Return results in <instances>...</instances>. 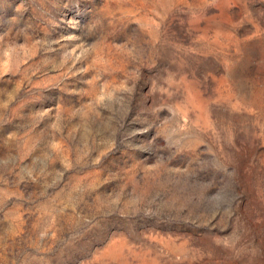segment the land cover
<instances>
[{
  "label": "rangeland",
  "instance_id": "rangeland-1",
  "mask_svg": "<svg viewBox=\"0 0 264 264\" xmlns=\"http://www.w3.org/2000/svg\"><path fill=\"white\" fill-rule=\"evenodd\" d=\"M0 264H264V0H0Z\"/></svg>",
  "mask_w": 264,
  "mask_h": 264
}]
</instances>
